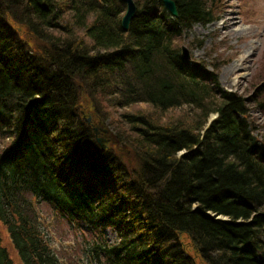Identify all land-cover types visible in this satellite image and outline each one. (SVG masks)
Returning a JSON list of instances; mask_svg holds the SVG:
<instances>
[{
  "label": "trees",
  "instance_id": "16d2710c",
  "mask_svg": "<svg viewBox=\"0 0 264 264\" xmlns=\"http://www.w3.org/2000/svg\"><path fill=\"white\" fill-rule=\"evenodd\" d=\"M174 1L124 30L122 0H0V264H65L35 204L95 264H264V75L250 100L185 58L222 0Z\"/></svg>",
  "mask_w": 264,
  "mask_h": 264
},
{
  "label": "rangeland",
  "instance_id": "374dc122",
  "mask_svg": "<svg viewBox=\"0 0 264 264\" xmlns=\"http://www.w3.org/2000/svg\"><path fill=\"white\" fill-rule=\"evenodd\" d=\"M177 45H186L195 59L217 65L221 87L255 100V88L261 81L258 77L264 75V0H222L216 20L195 24ZM250 114L256 121L258 136L264 137V106L252 102ZM104 126L111 128L109 121ZM108 128L103 129L108 131ZM35 209L42 228L65 264H95L78 227L70 226L49 204H35ZM107 234L112 242L117 237L110 230ZM12 256L20 264L16 255Z\"/></svg>",
  "mask_w": 264,
  "mask_h": 264
},
{
  "label": "water",
  "instance_id": "95a60500",
  "mask_svg": "<svg viewBox=\"0 0 264 264\" xmlns=\"http://www.w3.org/2000/svg\"><path fill=\"white\" fill-rule=\"evenodd\" d=\"M126 4V10L123 14V17L121 19V24L124 30H128L130 26L131 19L133 18L134 14L137 11V5L134 0H122ZM164 5L166 9L174 16H177V6L174 0H164ZM181 53L182 55L187 58L188 60L192 59V56L190 55V52L186 45H181ZM90 120V118H89ZM101 123V121H100ZM105 132L106 129H103ZM101 140V139H100ZM102 142V141H101ZM103 145V144H102ZM105 147V145H103Z\"/></svg>",
  "mask_w": 264,
  "mask_h": 264
}]
</instances>
